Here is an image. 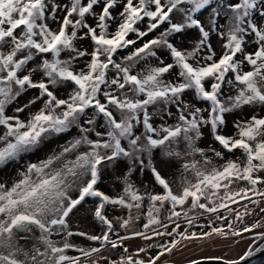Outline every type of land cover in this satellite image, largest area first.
<instances>
[{
  "label": "snow or ice",
  "instance_id": "snow-or-ice-1",
  "mask_svg": "<svg viewBox=\"0 0 264 264\" xmlns=\"http://www.w3.org/2000/svg\"><path fill=\"white\" fill-rule=\"evenodd\" d=\"M0 129V175L18 177L0 181V264H166L213 237L251 239L208 258L243 264L264 251V0H0ZM205 129L219 148L198 146ZM173 161L179 193L157 166ZM89 198L100 234L70 227ZM134 238L166 239L130 251Z\"/></svg>",
  "mask_w": 264,
  "mask_h": 264
},
{
  "label": "rangeland",
  "instance_id": "rangeland-1",
  "mask_svg": "<svg viewBox=\"0 0 264 264\" xmlns=\"http://www.w3.org/2000/svg\"><path fill=\"white\" fill-rule=\"evenodd\" d=\"M247 114L250 115L251 113L249 112ZM229 119L231 120V117H229ZM2 131L3 130L0 129V133H2ZM226 134H231V124H229V129L226 130ZM76 135L77 132L75 129H73V131L70 134H66L63 137H51L48 141L45 142L44 145L41 146V150H38L36 153L29 154L28 159L33 163L38 162L40 159H45L48 155L53 154V152H57L58 149L61 148V145H64L65 143H67L68 140L72 139ZM210 145L212 147L219 148L216 142L212 139L210 132L207 129H205L204 137L198 143V146L204 149H208ZM207 155L213 159L214 164L217 166H219L224 162L214 157L212 152H207ZM229 156L230 154L225 153V160L228 159ZM192 159H194V157H185L186 161H191ZM181 163H182L181 161H173L170 165H160V164L157 165L160 168L163 176L169 180L173 191L176 193H179L181 191V173H180ZM117 175H119V172L114 174L111 171H109L104 178V182L99 185L100 189L110 196H115L117 189L120 188V185L116 180ZM17 178L18 177L16 175V172L12 170H8L4 172L2 175H0V181L5 182L8 185H10L12 181ZM141 179L147 182L149 185H151L150 175H144L137 178L138 187L140 186L139 181ZM141 191H143V188H141ZM155 191L159 192L160 189L157 187ZM72 195L75 196L76 193L73 192ZM244 203H247V201H242L241 205ZM94 205H95V201L89 198L86 203H83V205L80 206L79 211L75 212V214L71 216L70 227L73 232L84 231L89 234H100L102 226L99 225L98 222H96L93 219L92 210L94 209ZM146 205H147V201H145L144 210H146ZM241 205H232V207L240 208L241 210H243L241 208ZM250 207H254V206L250 205ZM125 214H126V210H121V209L113 210L111 207H109V210L107 212L108 217L113 220V223L116 225L117 230L120 231V234H124V232L123 230L119 229V224L118 221L115 219V217H119ZM162 215H166V213H163ZM245 219L248 223L252 222L251 219L248 217H246ZM143 223L144 220L143 217H141L140 221L135 225V227L139 228ZM181 223L183 224V221H181ZM198 223H207V220L204 217H201ZM191 230L197 232L200 231L197 228H193ZM259 231H264V229H260ZM250 235L252 234H245V236H250ZM164 239L166 238H157L154 241L146 242L141 240L140 238H134L130 241H126L125 244L126 246L129 247L130 251H135L139 247L144 246L146 243L163 242ZM238 239L241 242L235 243V241ZM71 241L78 245H88L91 243L82 237H76V236L72 237ZM30 243L31 241H29V244ZM260 243H264V241H261ZM185 244L187 246H185ZM252 244L253 241L251 239H243L237 237H230L228 239H223V238L213 237L211 239H207L204 241H192L190 243L188 242L182 243L170 255H166L161 259L162 261H165L166 264H184L193 261L195 259L211 258L218 256L225 257L227 259H236L239 258V256H242L244 252L248 249L249 245ZM68 254L76 255L77 253L69 251ZM105 255H111V253L110 252L105 253ZM113 258L114 259L116 258L115 255H113ZM251 264H264V259L252 262Z\"/></svg>",
  "mask_w": 264,
  "mask_h": 264
},
{
  "label": "water",
  "instance_id": "water-1",
  "mask_svg": "<svg viewBox=\"0 0 264 264\" xmlns=\"http://www.w3.org/2000/svg\"><path fill=\"white\" fill-rule=\"evenodd\" d=\"M261 259H264V251H261L259 253H256L255 255L249 257L246 261L243 262V264H251L252 262L259 261ZM195 260H197V259H195ZM198 260L201 261V264H218L217 261L212 260V259H208V258H200ZM190 262H187L184 264H190Z\"/></svg>",
  "mask_w": 264,
  "mask_h": 264
},
{
  "label": "trees",
  "instance_id": "trees-1",
  "mask_svg": "<svg viewBox=\"0 0 264 264\" xmlns=\"http://www.w3.org/2000/svg\"><path fill=\"white\" fill-rule=\"evenodd\" d=\"M65 144H66V143H65ZM58 151H60V148L58 149ZM58 151H57V152H58ZM70 159H74V155H73L72 157H70Z\"/></svg>",
  "mask_w": 264,
  "mask_h": 264
}]
</instances>
